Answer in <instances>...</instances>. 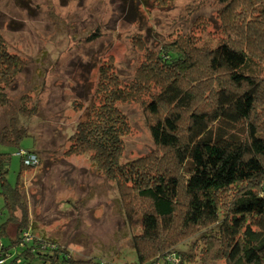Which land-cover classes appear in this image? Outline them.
<instances>
[{"label": "trees", "instance_id": "1", "mask_svg": "<svg viewBox=\"0 0 264 264\" xmlns=\"http://www.w3.org/2000/svg\"><path fill=\"white\" fill-rule=\"evenodd\" d=\"M155 1L167 7L171 0ZM254 4L264 17V0L226 1L217 15L224 21V37L217 41L213 35L202 41L187 31L157 41L152 49L137 35L132 43L143 59L129 81L114 71L113 62L99 69L98 102L78 121L68 153L89 155L126 192L123 196L142 202L137 211H126L128 218L141 216L142 231L133 236L136 264H148L151 251L164 255L169 250L167 255L176 257L182 254L176 251L178 242L200 232L201 246L194 247L199 246L204 263L264 264V28L241 21ZM24 67L0 35V107ZM29 99L22 97L20 117L34 113ZM130 102L143 106L155 151L122 163L129 127L119 104ZM10 122L0 132V213L8 215L0 225V259L70 264L71 253L29 222L22 172L14 186L6 180L10 153L1 147H18L29 135L16 117ZM20 158L22 170L34 166L25 165V154ZM13 222L15 237L4 243ZM156 264L169 263L163 258Z\"/></svg>", "mask_w": 264, "mask_h": 264}, {"label": "rangeland", "instance_id": "2", "mask_svg": "<svg viewBox=\"0 0 264 264\" xmlns=\"http://www.w3.org/2000/svg\"><path fill=\"white\" fill-rule=\"evenodd\" d=\"M226 1L230 0H171L159 7L155 0H0V35L8 51L25 63L7 91V104L0 107V132L16 117L29 133L18 147H1L10 153L6 180L14 186L22 172L29 222L37 233L66 248L73 264H136L133 236L142 231L141 216L126 215L142 202L131 194L123 196L126 192L89 155L68 153L78 121L98 102L99 69L113 62L121 79L131 80L143 59L132 43L137 35L152 49L160 45L157 41L187 31L202 41L211 35L219 40L224 37V21L217 15ZM255 4L241 21L249 19L261 29L264 17ZM25 96L30 98L27 107L35 110L27 118L18 115ZM119 107L129 127L120 161L152 156L155 148L143 106L130 102ZM20 150L36 153L39 163L22 170ZM15 216L23 219L20 211ZM7 218L3 210L0 225ZM16 230L17 223H11L4 243ZM201 235L179 239L176 251L182 254L176 257L167 255L169 250L164 255L149 252L148 264L163 258L169 264H224L202 261L199 246L194 247L201 246ZM35 262L43 264L41 259Z\"/></svg>", "mask_w": 264, "mask_h": 264}, {"label": "built area", "instance_id": "3", "mask_svg": "<svg viewBox=\"0 0 264 264\" xmlns=\"http://www.w3.org/2000/svg\"><path fill=\"white\" fill-rule=\"evenodd\" d=\"M18 154L19 155H23V154L26 155V158L24 159L25 165H29V164H33L34 165L35 163H37V158L35 156H33V154H26L23 151H21V152L19 151ZM26 240H28V239H26ZM0 264H4V261L2 259H0Z\"/></svg>", "mask_w": 264, "mask_h": 264}, {"label": "crops", "instance_id": "4", "mask_svg": "<svg viewBox=\"0 0 264 264\" xmlns=\"http://www.w3.org/2000/svg\"><path fill=\"white\" fill-rule=\"evenodd\" d=\"M76 262V261H75ZM70 264H73V262L72 263H70Z\"/></svg>", "mask_w": 264, "mask_h": 264}]
</instances>
